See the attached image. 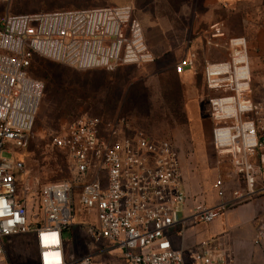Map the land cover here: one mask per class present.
<instances>
[{
    "label": "built area",
    "instance_id": "built-area-1",
    "mask_svg": "<svg viewBox=\"0 0 264 264\" xmlns=\"http://www.w3.org/2000/svg\"><path fill=\"white\" fill-rule=\"evenodd\" d=\"M12 3L0 0V264H10L3 240L31 232L36 264H68L64 233L74 224L75 189L81 210L95 219L88 236L95 244L105 242V252H116L124 264H235L233 253L215 240L203 242L189 255L173 246V235H181L191 224L210 225L227 208L220 203L185 215L187 193L177 147L102 118L72 120L53 138V148L66 155L73 182L37 191L35 205L42 220L30 222L26 196L31 191L20 196L18 185L25 166L12 150L27 147L44 93L43 84L29 75L33 59L80 71H113L143 68L155 57L132 7L12 15ZM214 30L218 32V25ZM249 57L246 40L232 38L226 59L204 69L206 87L220 91L209 108L212 145L232 153L234 174L245 184L234 192L231 205L257 195L264 201L263 172L254 163L258 155L264 162V97L253 99ZM194 59V54L180 59L175 73L183 75ZM214 189L223 201L221 179ZM255 240L264 247V219ZM93 257L75 264H91Z\"/></svg>",
    "mask_w": 264,
    "mask_h": 264
},
{
    "label": "rangeland",
    "instance_id": "rangeland-1",
    "mask_svg": "<svg viewBox=\"0 0 264 264\" xmlns=\"http://www.w3.org/2000/svg\"><path fill=\"white\" fill-rule=\"evenodd\" d=\"M184 0H13L9 13L30 15L55 13L109 6L132 7L133 19L145 35L147 42L155 45V64L143 68L119 67L113 71L103 69L80 71L72 67L35 57L29 75L44 86L37 121L23 150L13 149L16 158L24 163V172L18 178L19 195L25 194L31 223H40L41 213L35 205V193L49 184L73 182L67 161L60 150L52 146V140L72 120L80 117L102 118L118 123L124 130H140L148 135L171 141L179 150L181 160L189 169L192 183L199 189L194 199L209 206L213 198L216 158H221V176L234 192L243 190L244 183L237 184L232 166V153L216 151L212 145V120L204 113L201 117L199 139H195L187 122L185 105L190 94L174 73L175 58L171 52L161 49L159 24L156 18H173ZM200 1V0H199ZM165 39V37H164ZM172 37L171 40H174ZM147 43V44H148ZM164 46H166L164 44ZM227 55V53H226ZM253 96L258 101L264 96V82L255 83L251 71ZM205 82V81H204ZM258 155L254 163L264 162ZM228 187V186H227ZM76 206L74 224L64 233L68 264L103 251L105 245L95 244L88 236V229L95 224L92 215L79 206V190L73 192ZM195 225V224H193ZM202 227L204 225L201 224ZM34 232L3 240L10 264H36ZM250 264H264V247L253 239ZM97 250V251H94ZM108 258H115L112 252ZM104 256L95 255L91 264H102ZM117 258V257H116Z\"/></svg>",
    "mask_w": 264,
    "mask_h": 264
},
{
    "label": "crops",
    "instance_id": "crops-1",
    "mask_svg": "<svg viewBox=\"0 0 264 264\" xmlns=\"http://www.w3.org/2000/svg\"><path fill=\"white\" fill-rule=\"evenodd\" d=\"M175 15V23L169 16L160 19L155 17L154 20L158 21L160 26L161 38L158 42H160L161 49L165 48V52L174 54L175 64L189 54L195 55L193 66L187 68L185 73L177 78L186 86L190 94L188 103L185 105V114L192 135L198 140L201 135L199 125L204 113L201 106L207 103L205 105L206 114L210 120V102L220 95V91L206 87L204 69L209 64L219 63L226 59L230 39L243 38L246 40L250 69L255 76V83L264 82V0H184ZM216 25L219 27L218 32L214 30ZM172 37L175 39L171 40ZM145 41L147 44L146 38ZM147 46L152 53L157 54L152 41H149ZM154 57L156 62L157 56L154 55ZM253 99L256 100L254 96ZM216 162L218 168L214 170L213 187L222 172L221 158L217 157ZM180 164L187 193L185 215L189 216L196 208L204 205L199 199H194L199 189L195 188L192 183L190 171L186 168L183 159L181 160V155ZM235 179H237V184L244 183L238 181L236 176ZM223 183L226 190L223 201L219 199L214 189L213 198L208 204V207H215L220 203H226L227 208L222 216L204 227L201 224H191L181 235H173L172 243L175 249L182 250L189 255V253L198 251L199 245L203 242L215 240L233 253L235 264H250L256 228L264 219V201L260 195H257L248 202L231 205L234 190L232 187L229 188L226 182L223 181ZM102 244L107 246L105 242ZM106 248L97 254L105 257L102 264H124L116 252L112 253L117 258H108L107 254L110 252H105Z\"/></svg>",
    "mask_w": 264,
    "mask_h": 264
},
{
    "label": "trees",
    "instance_id": "trees-1",
    "mask_svg": "<svg viewBox=\"0 0 264 264\" xmlns=\"http://www.w3.org/2000/svg\"><path fill=\"white\" fill-rule=\"evenodd\" d=\"M174 73H175V71H174ZM176 74V73H175ZM177 75V74H176ZM57 150V149H56ZM62 152V151H61ZM63 154H64V156H65V159H66V161H67V158H66V155H65V153L64 152H62ZM68 167V166H67Z\"/></svg>",
    "mask_w": 264,
    "mask_h": 264
}]
</instances>
